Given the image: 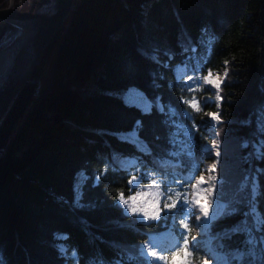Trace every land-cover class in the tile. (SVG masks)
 I'll use <instances>...</instances> for the list:
<instances>
[{"label": "trees", "instance_id": "obj_1", "mask_svg": "<svg viewBox=\"0 0 264 264\" xmlns=\"http://www.w3.org/2000/svg\"><path fill=\"white\" fill-rule=\"evenodd\" d=\"M15 2L34 13L51 0ZM11 28L0 21V40ZM209 71L224 78L217 104ZM131 89L148 111L126 101ZM201 174L217 177L212 198L223 205L204 230L190 203ZM134 175L155 180L162 203L180 192L187 204L156 221L125 212L117 197L135 192ZM166 231L176 246L165 255L189 235L192 264L211 254L264 264V0H75L0 120V264H148L144 242Z\"/></svg>", "mask_w": 264, "mask_h": 264}, {"label": "snow or ice", "instance_id": "obj_2", "mask_svg": "<svg viewBox=\"0 0 264 264\" xmlns=\"http://www.w3.org/2000/svg\"><path fill=\"white\" fill-rule=\"evenodd\" d=\"M227 64V61H225ZM228 75L227 69H225L224 72V78H226ZM224 78L220 76H213L211 71H209L206 75H203L202 79L206 85L211 86L212 88H215L217 90V100L223 101L224 97L219 95V91L221 89V85L223 83ZM194 79L193 76H188L187 81H192ZM196 80L201 79L200 76L195 77ZM189 92L195 91V89L191 86L188 88ZM181 102L185 105H187L189 108L196 112L201 111V107L196 100L195 97L192 99H185L184 97H181ZM164 109L163 107L160 108V112L163 113ZM144 114H150V113H144ZM212 121H215L217 123H223L221 116L217 112H207L205 113ZM195 127V125H194ZM217 136L220 135L219 131L216 133ZM212 148L215 150V156L220 157L222 155V151L220 149V146L216 140H213L211 142ZM217 170V162H214L212 165L209 166L210 172H215ZM99 179V177H97ZM138 179L137 176H132L128 180V184H133ZM209 180H216V176H210L208 178ZM176 183H179V181H176ZM207 181L205 180V177L203 174L199 175L196 178V183L192 184L191 187L193 189H196L199 185L205 184ZM153 185H156L157 187V193L152 194L151 196L149 193H137L135 196H127L125 198V195L123 193H120L117 197L118 201L126 206L127 210L131 212L132 214H142L145 218L151 221H156L161 218L162 213L166 214L168 212L173 211L178 207V205L183 202L187 204V200L181 201L182 193L176 192L175 199L172 196H168L167 200H165L163 203H161L159 196V185L155 180L152 181ZM169 192L172 191V189L168 190ZM216 192V185L212 184L210 187L203 188L200 191L194 193V196L196 197L195 203L199 206V210L202 213V215L207 218L209 217V209L210 205L208 202V198L211 196H214ZM170 201V202H169ZM197 220L200 219L199 216L196 217ZM180 224L182 228L187 232L189 231V224L185 223L183 220L180 221ZM196 237L192 236L191 241H195ZM191 241L189 239V235L183 236V243L181 246L177 247L174 251L171 252L170 255H161L158 254V252L153 248L151 241H145L143 244V247L141 248V256L145 255V249L147 250L146 254L147 257H151L152 261H161L162 264H192L190 257L193 255L192 251H190ZM249 243H252L250 240ZM245 253L241 252L238 255L233 256V259L235 260H242ZM248 255H251L253 257V261L257 259V254L253 249L249 250ZM203 264H208V261L205 260ZM227 264H230V262H227Z\"/></svg>", "mask_w": 264, "mask_h": 264}, {"label": "water", "instance_id": "obj_3", "mask_svg": "<svg viewBox=\"0 0 264 264\" xmlns=\"http://www.w3.org/2000/svg\"><path fill=\"white\" fill-rule=\"evenodd\" d=\"M75 0H54L48 13L18 11L15 0L0 9V21L21 26L25 32L5 53L0 65V120L28 81L43 51L69 17ZM4 53H2L3 55ZM59 122V118H56Z\"/></svg>", "mask_w": 264, "mask_h": 264}, {"label": "rangeland", "instance_id": "obj_4", "mask_svg": "<svg viewBox=\"0 0 264 264\" xmlns=\"http://www.w3.org/2000/svg\"><path fill=\"white\" fill-rule=\"evenodd\" d=\"M10 1H9V3H10ZM53 2H54V0H51V2L48 5L38 9L34 13H37V12H39V13H48V12H50L52 7H53ZM15 7H16V2H15ZM10 26L12 28L9 29L5 33V35L2 37V39L0 40V54L6 53L8 50H10L14 46V44L22 37V35L25 32L24 28L21 27V26L12 25V24H10ZM3 58H1L0 65H1V62H2ZM206 86L211 92H215L216 91L215 88H212L209 85H206ZM125 99H126L127 102L138 106L139 108H141L144 111H148L149 108L151 107V104L146 99V97L143 96L141 93H139L138 91H136L134 89H131V90L126 92ZM209 101L211 103H215V104H217V102H218L216 96H214ZM26 113H27V111L24 113L23 116H25ZM210 121H211L212 125L215 124V121H212L211 119H210ZM122 136L126 137L127 139H129V140H131L133 142H135L137 145H139L141 147V144H140L139 140L136 138L135 133H129V134L122 135ZM214 140H215V138H214ZM214 162H217V161L215 160ZM122 163L125 164V165H131L133 163V161L130 160V159H127V160H124ZM210 176H213V175H210ZM210 176H208V178ZM208 178L206 179L207 183L199 185L196 189H192V196H191V200H190L191 207L193 206V210H195V211H197L199 213L200 219L197 220V224L199 225V227L202 228V230H204V228L208 225V223L212 219H214L217 216H219L221 214L222 210H223V205L220 204V203L215 202L213 200L212 196H211V197L208 198V202H209V205H210L209 217L205 218L202 215V213L200 212L199 206L195 203L196 197L194 196V193L200 191L203 188L210 187L212 184H215V180L214 181L213 180H209ZM83 179H84L83 175L82 176L79 175L77 177V182L75 184V191H76L77 198L80 195L79 187L82 185ZM131 185L134 188H136V190H135L134 193L130 194V196H135L138 192L139 193H149L150 196L152 194L157 193V187L155 185H152V184L151 185H141V184H138V180H136ZM158 198L160 199V201L162 203L163 195H162V193L160 191H159ZM121 205L124 208L125 212H127L129 214H132L131 212H129L127 210L126 206H124L123 204H121ZM188 209H189V207H188ZM135 215L140 220H144V221L148 220L142 214H135ZM148 241L153 242L152 243L153 248L158 252V254H161V255H165V250L170 249V248H172V247H174L176 245V240H175L173 234L170 231H166V232H164V233H162L161 235H158V236H150ZM203 242H204V245L207 247V245L209 244V240L208 239H204ZM146 252H147V250L145 249L144 257L148 261V264H162L161 261H152L151 257H147ZM210 260H211V262L209 264H227L226 259L223 256L218 255V254H212V256H210Z\"/></svg>", "mask_w": 264, "mask_h": 264}, {"label": "bare ground", "instance_id": "obj_5", "mask_svg": "<svg viewBox=\"0 0 264 264\" xmlns=\"http://www.w3.org/2000/svg\"><path fill=\"white\" fill-rule=\"evenodd\" d=\"M5 56V53L2 55V54H0V61H1V58H3ZM204 247V249H208V245H207V247L206 246H203ZM172 249V248H171Z\"/></svg>", "mask_w": 264, "mask_h": 264}]
</instances>
